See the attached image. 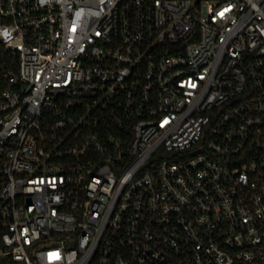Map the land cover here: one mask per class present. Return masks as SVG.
<instances>
[{
    "label": "built area",
    "instance_id": "built-area-1",
    "mask_svg": "<svg viewBox=\"0 0 264 264\" xmlns=\"http://www.w3.org/2000/svg\"><path fill=\"white\" fill-rule=\"evenodd\" d=\"M0 264H264V0H0Z\"/></svg>",
    "mask_w": 264,
    "mask_h": 264
}]
</instances>
